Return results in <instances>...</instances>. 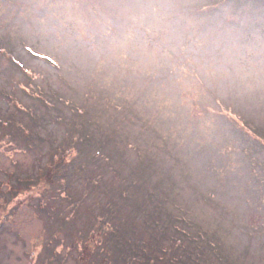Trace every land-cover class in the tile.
<instances>
[{"label":"rangeland","instance_id":"rangeland-1","mask_svg":"<svg viewBox=\"0 0 264 264\" xmlns=\"http://www.w3.org/2000/svg\"><path fill=\"white\" fill-rule=\"evenodd\" d=\"M0 264H264V0H0Z\"/></svg>","mask_w":264,"mask_h":264},{"label":"snow or ice","instance_id":"snow-or-ice-1","mask_svg":"<svg viewBox=\"0 0 264 264\" xmlns=\"http://www.w3.org/2000/svg\"><path fill=\"white\" fill-rule=\"evenodd\" d=\"M31 51V50H30Z\"/></svg>","mask_w":264,"mask_h":264}]
</instances>
